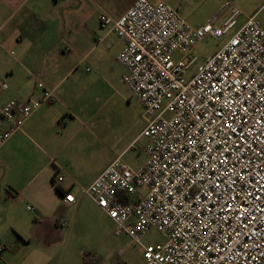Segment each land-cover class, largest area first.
<instances>
[{"label":"built area","instance_id":"2783aa9c","mask_svg":"<svg viewBox=\"0 0 264 264\" xmlns=\"http://www.w3.org/2000/svg\"><path fill=\"white\" fill-rule=\"evenodd\" d=\"M100 19L124 42L117 61L143 105L146 159L134 169L117 155L79 192L114 221L115 234L139 246L143 264H264L261 21L232 0L200 25L165 0H135L120 17L103 11ZM208 37L224 42L191 57ZM37 86L44 89L37 101L0 103V144L54 97L42 82ZM75 201L73 191L62 198ZM152 228L164 241L146 245ZM3 250L0 243V259ZM91 262L85 256L84 264Z\"/></svg>","mask_w":264,"mask_h":264},{"label":"crops","instance_id":"0c3cea01","mask_svg":"<svg viewBox=\"0 0 264 264\" xmlns=\"http://www.w3.org/2000/svg\"><path fill=\"white\" fill-rule=\"evenodd\" d=\"M134 1L0 0V103L11 98L41 99L44 89L37 86V81L54 95L32 114L22 130L0 144V243L4 245L0 264H84L82 248L76 246L73 230L64 221L67 210L79 207L78 186L83 185L68 169L75 167L80 152L90 142L89 137L73 129L81 123L82 111H86L80 107L82 93L75 76L87 62L99 68L110 60L117 62L124 42L116 33L102 28L100 17L105 11L118 18ZM220 1L217 7L225 0ZM232 1L246 13L256 14L264 26L260 18L264 0ZM2 82L7 88H2ZM88 107L85 104V109ZM68 115L70 124L65 120ZM90 125L84 124L93 134ZM101 128L108 136V127ZM136 139L118 153H101L94 174L97 176L117 155L132 149ZM58 174L64 178L54 182ZM68 191L76 195L70 205L62 202ZM20 199L35 209L28 224L11 214L13 210L6 211ZM92 202L91 212L86 215L88 222H92L93 212L110 219ZM109 247L104 253L111 258ZM140 254L137 264L144 261ZM125 256L124 264H132L131 254ZM90 264L97 263L92 260Z\"/></svg>","mask_w":264,"mask_h":264},{"label":"rangeland","instance_id":"374dc122","mask_svg":"<svg viewBox=\"0 0 264 264\" xmlns=\"http://www.w3.org/2000/svg\"><path fill=\"white\" fill-rule=\"evenodd\" d=\"M174 7L178 8L182 15L193 25L204 23L217 10V3L220 0H166ZM264 20V10L260 14ZM224 42V39L206 38L192 53L191 57L198 59L204 54L216 51ZM89 67V70L86 68ZM125 68L117 62L110 60L103 68H99L95 63L87 62L77 69L76 81L81 89L80 114L81 123L74 126V131L80 135L89 137V144L80 152L75 167L68 169L69 172L83 185H88L96 174V168L100 155L103 152H120L130 142L135 140V147L127 150L123 159L132 168H139L146 159L143 146L145 138L140 136L145 126L143 117V106L139 98L132 94L123 82ZM73 79V78H72ZM71 81V80H70ZM85 104L89 107L85 109ZM70 115L66 116V121L71 123ZM91 123L90 130L84 124ZM101 125L108 127V136L102 131ZM86 145V144H85ZM81 201L75 210H67L64 214V221L68 222V229H72V238L78 248H82L81 262L85 256H89L95 263L104 264H124L127 253L131 254L132 264H137L141 258L139 246L136 245L129 235L115 234V224L102 214L93 212L92 222H88L86 215L91 212L92 200L79 192ZM27 203L18 200L14 206L6 208V211L14 214L19 220L28 224L34 218V213L27 209ZM32 206V205H31ZM5 207V206H4ZM5 209V208H4ZM4 212V215H7ZM70 236L67 239V244ZM159 241H164V235L156 228L150 229L144 236L143 242L146 245H153ZM107 246L112 257H107L104 248ZM98 247V249H97Z\"/></svg>","mask_w":264,"mask_h":264},{"label":"snow or ice","instance_id":"6c2138e0","mask_svg":"<svg viewBox=\"0 0 264 264\" xmlns=\"http://www.w3.org/2000/svg\"><path fill=\"white\" fill-rule=\"evenodd\" d=\"M113 215H115V213Z\"/></svg>","mask_w":264,"mask_h":264},{"label":"trees","instance_id":"16d2710c","mask_svg":"<svg viewBox=\"0 0 264 264\" xmlns=\"http://www.w3.org/2000/svg\"><path fill=\"white\" fill-rule=\"evenodd\" d=\"M54 182H55V179H54Z\"/></svg>","mask_w":264,"mask_h":264}]
</instances>
